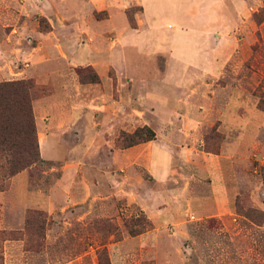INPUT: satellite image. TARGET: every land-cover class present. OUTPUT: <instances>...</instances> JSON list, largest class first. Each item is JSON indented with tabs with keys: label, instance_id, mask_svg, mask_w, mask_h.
<instances>
[{
	"label": "rangeland",
	"instance_id": "1",
	"mask_svg": "<svg viewBox=\"0 0 264 264\" xmlns=\"http://www.w3.org/2000/svg\"><path fill=\"white\" fill-rule=\"evenodd\" d=\"M180 6L165 31H219L207 39L218 66L158 54L138 68L147 51L123 52L105 10L0 0V83L25 82L37 158L10 175L0 150V231L14 233L1 264H264V0ZM142 126L154 139L123 146ZM156 149L170 156L160 177L147 168ZM143 214L152 228L130 234Z\"/></svg>",
	"mask_w": 264,
	"mask_h": 264
},
{
	"label": "crops",
	"instance_id": "2",
	"mask_svg": "<svg viewBox=\"0 0 264 264\" xmlns=\"http://www.w3.org/2000/svg\"><path fill=\"white\" fill-rule=\"evenodd\" d=\"M94 9L100 11L105 10L107 17L105 19V28L108 31H123V38L120 46L123 52L128 53H146L150 57L151 64L140 60L138 68L153 67V61L158 54L167 56V66H175L177 68H203L208 64L213 63L215 66L223 59V55H210V47L207 43L210 32L218 35L219 31H197V34L189 38L188 31H181L179 26L175 31H165V21L177 22L184 15L181 6L189 4L196 9V6L201 5L205 0H82ZM208 1V0H206ZM235 2V0H233ZM216 4V2H214ZM131 6L138 7V11L134 14V25L128 23L125 11ZM198 13H202V7H197ZM221 12V11H220ZM180 23V22H179ZM222 31H225V26L220 25ZM231 28V26L229 27ZM191 44L193 50H196V55H188L181 45ZM224 44V43H223ZM222 44V45H223ZM185 45V46H186ZM225 45V44H224ZM216 45V47H218ZM189 47V46H187ZM224 49V48H223ZM207 55H204L206 54ZM139 55V54H138ZM143 55V54H142ZM173 61L175 64H173ZM127 63V62H126ZM130 65V63H127ZM169 64V65H168ZM147 81V78L145 79ZM176 82V81H175ZM162 99L158 93L152 94L151 100ZM48 141V140H47ZM47 158H51L56 154V147L53 143L45 144ZM137 146L136 148H138ZM147 168L152 174L162 176L167 172L170 164V156L165 151L156 149L148 155ZM145 157H143L144 159ZM147 160V158H146Z\"/></svg>",
	"mask_w": 264,
	"mask_h": 264
},
{
	"label": "trees",
	"instance_id": "3",
	"mask_svg": "<svg viewBox=\"0 0 264 264\" xmlns=\"http://www.w3.org/2000/svg\"><path fill=\"white\" fill-rule=\"evenodd\" d=\"M34 121L30 98L25 82L11 81L0 83V150L10 152V172L15 174L30 163L37 161L30 147L34 141ZM155 133L148 126L137 127L133 132L122 137L123 146H131L154 139ZM41 223L45 221L42 213L37 214ZM132 235L151 229V224L143 215L131 217L125 221ZM42 227V226H41ZM13 232L0 231V239L5 240ZM2 256L0 255V264Z\"/></svg>",
	"mask_w": 264,
	"mask_h": 264
}]
</instances>
